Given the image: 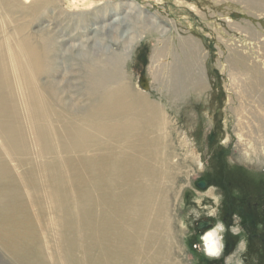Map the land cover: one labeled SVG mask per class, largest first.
I'll return each mask as SVG.
<instances>
[{
  "label": "bare ground",
  "instance_id": "1",
  "mask_svg": "<svg viewBox=\"0 0 264 264\" xmlns=\"http://www.w3.org/2000/svg\"><path fill=\"white\" fill-rule=\"evenodd\" d=\"M115 1L0 0V247L22 263L184 264L176 208L192 171L169 109L205 92L198 48L152 20L141 36L171 61L138 83L146 6ZM113 31L124 45L109 51ZM61 52L76 62L63 69ZM224 231L204 234L209 256L223 254Z\"/></svg>",
  "mask_w": 264,
  "mask_h": 264
},
{
  "label": "rangeland",
  "instance_id": "2",
  "mask_svg": "<svg viewBox=\"0 0 264 264\" xmlns=\"http://www.w3.org/2000/svg\"><path fill=\"white\" fill-rule=\"evenodd\" d=\"M125 1L146 6L142 12V15L146 16V22L144 23L143 17L142 22L137 23V34L141 39L140 45L135 49L134 62L130 66V73L135 76L136 81L139 83L142 79L152 80L153 71L156 68L161 70V64L171 61V57H166L163 53L155 58L150 48L156 43L155 40L151 38L146 41L141 36L149 30L150 23L154 20L172 29L170 34L173 44L177 41L176 37H190L193 40L198 48L199 61L195 71L202 73L206 83L205 92L200 99L193 100L192 103H182L175 113L169 109L170 114H174L171 123L177 124L178 135L187 140V147L181 145L185 143L179 142L176 146L180 152L187 149V170L192 171L179 183L186 186L183 190L178 188L182 199L178 201L176 208L175 234L184 254L183 263L256 264L252 260L260 255V251L254 247L246 251L242 241L238 249L231 254L209 256L205 250L203 236L218 224L197 232L196 226H190L193 208L188 207V200H197L201 204L203 199L210 198L205 193H198L197 190H202L195 186V180L204 176L216 175L222 180H233L240 173L254 176L257 183L264 181V9L245 0L115 2ZM176 1L183 4L178 5ZM129 9L128 7L121 16ZM53 12V16L57 18L56 12ZM154 14L158 15L159 19ZM49 16L47 14L40 24L33 26V31L52 24ZM58 19L59 22L62 20L60 17ZM113 20L115 17L109 22ZM102 38V46H109V51L123 48L124 42L115 31ZM61 53L63 69L69 68L72 61L76 62L74 58L71 60V53ZM212 187L217 190V198L214 199L215 203L211 202L209 208L220 203L222 194L219 188ZM196 209L193 210L194 213H198ZM234 231L235 228L227 229L225 226L224 233L227 237L232 238ZM0 264L26 263L12 258L0 247Z\"/></svg>",
  "mask_w": 264,
  "mask_h": 264
},
{
  "label": "flooded vegetation",
  "instance_id": "3",
  "mask_svg": "<svg viewBox=\"0 0 264 264\" xmlns=\"http://www.w3.org/2000/svg\"><path fill=\"white\" fill-rule=\"evenodd\" d=\"M201 181L204 188L199 184ZM256 181L254 176L240 173L233 180H222L216 175L198 178L195 180V186L202 191L210 186L221 190L220 203L209 208L211 202L215 203L214 198L203 199L202 205L197 200L189 199L188 207L193 208L190 226H196L197 232H202L219 222L227 226V229L235 228L232 238L224 235V255L233 253L240 244L246 242V251L252 247L260 251V255L252 261L264 264V181ZM194 209L198 210V213H194Z\"/></svg>",
  "mask_w": 264,
  "mask_h": 264
},
{
  "label": "water",
  "instance_id": "4",
  "mask_svg": "<svg viewBox=\"0 0 264 264\" xmlns=\"http://www.w3.org/2000/svg\"><path fill=\"white\" fill-rule=\"evenodd\" d=\"M143 81H144V82H143ZM142 84L145 86V80H143V79H142ZM199 184H200L201 187H204V184L202 183V181L199 182Z\"/></svg>",
  "mask_w": 264,
  "mask_h": 264
}]
</instances>
